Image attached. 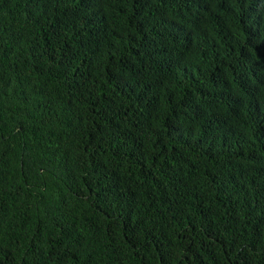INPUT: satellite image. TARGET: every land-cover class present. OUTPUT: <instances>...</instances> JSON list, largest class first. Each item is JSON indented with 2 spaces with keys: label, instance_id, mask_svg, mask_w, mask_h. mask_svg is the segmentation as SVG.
Segmentation results:
<instances>
[{
  "label": "trees",
  "instance_id": "trees-1",
  "mask_svg": "<svg viewBox=\"0 0 264 264\" xmlns=\"http://www.w3.org/2000/svg\"><path fill=\"white\" fill-rule=\"evenodd\" d=\"M0 264H264V0H0Z\"/></svg>",
  "mask_w": 264,
  "mask_h": 264
}]
</instances>
